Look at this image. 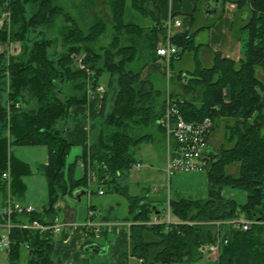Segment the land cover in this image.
I'll return each instance as SVG.
<instances>
[{"label":"trees","instance_id":"obj_1","mask_svg":"<svg viewBox=\"0 0 264 264\" xmlns=\"http://www.w3.org/2000/svg\"><path fill=\"white\" fill-rule=\"evenodd\" d=\"M107 1L113 34L108 45L95 49L91 41L104 32L101 22L93 21L84 32L54 0H0V11L9 13V23L3 22L0 28V40L20 42L15 56L0 54V90L6 94L5 99L0 98L1 210L8 196L23 194L21 177L29 172L10 151L13 145L46 146L47 162L39 171L49 187L42 211H12L8 264H54L52 237L45 238L37 229L17 225L33 220L51 223L57 202L90 184H96L91 194L99 188L115 192L126 184V173L136 162L132 148L151 138L148 128L163 131L157 119L166 110V97L159 98V91L141 75L159 58L156 47L165 38L155 0H131L135 9L149 16L151 21L144 25L124 19L126 0ZM226 3L234 4L238 10L249 8L247 19L238 29L239 60L215 54L210 66L197 61L182 81V94L168 95L172 108L186 121L211 118L212 131L219 119H233L229 137L234 141L218 150L207 145L202 154L207 161L203 168L207 195L196 199L175 193L169 207L177 222H153L155 212H159L155 202L159 200L145 193L129 194L124 185L132 221L131 252L146 264L194 263L204 257L203 247L209 244L219 246L213 264H264V82L256 75V68L264 67V0H219L206 15L211 22L221 16ZM197 9L201 11V4ZM189 15L194 21V12ZM58 16L65 21L60 37H46L37 31L38 25ZM199 30H178L171 37L178 58L187 50H197L195 36ZM79 59L89 72L75 65ZM181 73L177 74L179 80L183 79ZM101 83L105 90L94 136L73 161L66 163L71 147L64 135L68 119L73 116L82 122L79 111L70 113V109L84 105L88 89ZM197 94L202 97L200 103ZM87 159L91 161V176L85 167L83 175L76 178L78 162L85 163ZM234 163L238 164L237 173L227 172L226 166ZM7 168L9 191L2 178ZM224 187L243 189L246 202L225 199L221 195ZM92 207L89 205L90 210ZM246 221L250 224L244 229ZM25 244L29 246L27 252Z\"/></svg>","mask_w":264,"mask_h":264},{"label":"crops","instance_id":"obj_2","mask_svg":"<svg viewBox=\"0 0 264 264\" xmlns=\"http://www.w3.org/2000/svg\"><path fill=\"white\" fill-rule=\"evenodd\" d=\"M177 1L178 2H176V0H155V5L160 20L164 21L170 16L173 18L181 19L183 27L179 31L191 29L193 28V25H194L193 31L197 29L199 30L200 27L209 25L207 42L206 43L195 42L196 44H199L197 50L191 49L187 51L188 57L192 55V58L194 59L195 62V65L191 70H193L196 67L197 61H199V63L203 66H210L213 63L215 54H220V56L232 59L234 61L239 60L241 53H240V41H239L238 29L245 22L249 14L248 12L249 8L247 6L244 9L238 10L234 4L226 3L223 7V11L219 19L211 25L208 22V19L210 18H208L207 16H209L210 12L212 11H207V10L205 11V9L203 8V5H205L206 0H177ZM210 2L212 6L213 0H211ZM200 4H201V11L198 12L197 7H199ZM192 12H194V21L191 20V17L189 15ZM180 15H182V17ZM200 31L203 30L196 31L197 33L195 32L196 33L195 38L198 37ZM19 50H20L19 43L15 41L8 42V41L0 40V54L5 53L8 55H16L19 52ZM182 56L183 54L181 55V57ZM181 57L178 59L180 60ZM161 61H163V59L159 57L155 61V63ZM187 71L188 70L179 67L178 69H176V73L174 74L177 76L178 73L181 72L187 73ZM171 77L173 76L170 75V78ZM182 78L184 79V77ZM183 79L181 80L183 81ZM101 85L104 86V84L102 83ZM171 91H168L167 93L169 94ZM179 91L181 90L179 89L175 92H179ZM102 98H103V93L97 92L93 89H88L86 103L80 107L79 106L71 107L70 113H73L74 111H79L82 113L81 124H83L81 126L75 125L71 129L70 127H67V131L65 132V137L67 138L68 142L71 143V146L75 144H81V146L83 147L84 144L88 145L90 143L92 137L94 136V133L92 134L91 132L95 130L93 129L90 122L92 118L96 116L97 112L99 113V109L102 104ZM161 133H163V137L165 139V145L167 150L166 162L168 164L169 150L170 147L174 144V142L167 137V135L164 133V130L161 131ZM212 139L213 137H210L208 142V148L212 150H218L219 148L216 146L217 145L216 142L213 141ZM80 153L76 155H79ZM78 165L82 168V174H81L82 176L84 172V168L81 165V162H78ZM187 171H191V170H187ZM42 176L44 175L42 174ZM182 177L183 176H178V175L176 176L175 185H174L175 187L174 194L175 193L184 194L196 199H202L206 197L207 195L206 172L204 176H199V174H196L194 178L198 180V183H192V185L189 186L180 183ZM124 185H127L129 194H137V195L144 194V192H146L147 190L145 189L146 187L139 185L138 182L131 185L130 180L127 177L126 184H123L122 186L119 187V189H116L115 192H113L118 197H121V199L116 200L115 205L110 204L111 200H99L97 202V205H95V203L92 202L91 197L96 193L91 194V191L89 192L88 189L82 188L85 189V192H83V194L85 193L89 196L90 199L89 205H93L91 210L90 208H88L86 221L82 224L76 223L78 214L75 205L74 206L69 205L64 198L63 201L60 200L58 204H56L57 212L55 216L58 218V220H59L58 217L59 212L63 211L64 219L62 222L71 223V224L65 226L59 233L50 235L53 241L52 255H53L54 264H79L84 261H88L91 264H146L140 258L132 255L131 252L130 225L132 221L130 220V214L128 212V201L125 197L126 193H125ZM194 186L200 187L199 188L201 193L200 196L187 194V192H189L187 191L188 190L187 188H189L191 192V190H194L192 189V187ZM142 190L144 191L142 192ZM167 191L168 194L166 199L163 198V196H159L155 194L148 195L149 197H152L155 200H159L155 202V205L158 207L159 212L158 211L155 212L153 216V222L178 221V219L170 212L169 201L173 196L170 195L169 188H167ZM194 191H192V194H194ZM104 193L105 192H103L102 194H98V193L97 194L103 196ZM83 194L81 195V200ZM221 195L225 199L234 200L238 204H244L247 200L246 192L243 189L234 188V187H224L221 190ZM20 197L19 198L16 197L12 199L15 202L22 203ZM46 202L45 204L41 205L40 211H42L46 207ZM118 207L119 208L123 207L122 209L123 215H116L117 212L114 214V211L117 210ZM34 211H39V210H37V208H34ZM90 211L93 214L92 216L89 215ZM67 212H69L68 215ZM164 214H168V216L172 215L173 218L172 219L168 218V220L166 221L164 220L163 217ZM69 215L73 217L72 221L68 219ZM88 222H90L89 224L91 225L98 224L100 226V231L97 236L92 234L91 225L86 226ZM222 224L223 226H225L226 222ZM3 230H4V220L2 218L1 193H0V233H2ZM88 243H96L100 247H104L106 249V252L103 254L93 253L91 251L85 252L84 246L87 245ZM0 264H8V253L4 249L2 250L0 249ZM153 264H167V263L157 262Z\"/></svg>","mask_w":264,"mask_h":264},{"label":"rangeland","instance_id":"obj_3","mask_svg":"<svg viewBox=\"0 0 264 264\" xmlns=\"http://www.w3.org/2000/svg\"><path fill=\"white\" fill-rule=\"evenodd\" d=\"M176 2H178L176 0ZM54 3L60 5L64 11L71 16L74 20V24L78 27H81L84 32H86L87 26L92 23L93 21H99L105 25V30L103 33L100 34L99 37H96L93 42L95 49L100 48L101 46H106L111 40V35L113 34V20H112V13L108 6L107 0H54ZM149 5L148 8H150ZM199 15V14H198ZM182 17V15H180ZM189 16V15H188ZM124 19L125 20H133L139 24H147L151 20L149 16L142 15L137 9L132 6L131 0H126L125 8H124ZM219 19V18H218ZM218 19L211 22V19H208V22L212 25ZM181 20V19H180ZM163 21V20H161ZM3 22L9 23V13L1 12L0 11V28ZM197 23V21H196ZM195 24V23H194ZM65 21L63 16L55 17L53 20H48L47 22L38 25L39 33H43L46 37H60L61 33L64 32ZM235 27V26H234ZM37 28V27H36ZM208 28L203 29L200 31L197 38H195V42H203L206 43L208 39ZM193 28L190 31H193ZM36 30H33L35 32ZM38 33V32H37ZM37 36V34H36ZM34 37V36H33ZM20 44L19 41L13 40ZM20 51V50H19ZM188 51V50H187ZM187 51L183 53L181 59H174L172 62L167 64L164 61L155 63L152 62L142 71V77L147 78L151 81L152 86L154 89L159 91L160 95L159 98L163 99L167 96V92L171 91V94L179 93L182 94L181 91L175 92L177 90H181L182 80H179L178 77L174 74L176 73V69L179 67L185 70H191L194 65V59L192 55L188 57ZM19 53V52H18ZM17 53V54H18ZM187 55V56H186ZM15 56V55H13ZM76 66H79V62L75 63ZM134 63L132 64V67ZM170 75L173 77L170 78ZM256 75L264 82V67H257L256 68ZM186 73V78H187ZM185 78V79H186ZM185 79L183 81H185ZM169 93V94H170ZM6 94L0 90V98L5 99ZM189 97L190 95H185ZM198 103L202 99L200 94H197ZM109 102V101H108ZM109 109V104L106 105L105 112ZM78 118L82 117V113L78 112ZM97 117V118H96ZM98 112L94 118H92L90 124L92 125L93 129L96 124V119H98ZM234 120L230 118H222L216 122L215 129L211 132L210 137H213V141L216 142V146L218 148L221 147H228L234 141V137L230 139V127L234 126ZM75 125H83L81 121L76 119L75 117L71 116L68 119L67 127L73 128ZM163 129V128H162ZM148 132L151 133V138L141 142L135 148H132V153L136 158V161L141 163V168L136 169L135 166H132L127 171V177L130 180V184H135L136 182L139 185L146 187L147 195H159L163 196L166 199L168 191L167 188L170 189V195L174 196L175 192V179L176 176H183L181 178L180 183L186 186L192 185V183H198V180L194 178L196 174L199 176H204L205 170L204 169H196L191 171H176L167 173V150L165 145V139L163 137V133L156 127H150L147 129ZM95 131H92L93 134ZM165 133V132H164ZM65 135V133H64ZM170 140H172L170 138ZM81 144L72 145L70 148L69 153L66 156V163L73 161L76 154L80 153L81 151ZM217 148V149H218ZM10 151L13 153L14 157L23 162L27 167L29 172L21 177L22 182L24 184V192L20 197L19 204L23 205L24 207H32L37 208V210H41V205L45 204L48 197L49 187L48 182L45 176H42L41 172L39 171L40 167L47 162V148L44 145H13L10 147ZM238 164L234 163L232 165L226 166V171L231 172L233 174L237 173ZM9 171V168H7ZM76 177H80L82 174V168L77 165L75 171ZM139 180V181H137ZM200 184V181H199ZM200 187H192L191 190L187 188L189 192L188 195L200 196ZM88 191L96 190V184H90L88 186ZM144 190H142L143 192ZM194 191V194H192ZM16 198V197H15ZM19 198V197H18ZM69 205H75L77 211V224H82L86 221L88 208H89V196L87 194H83L81 201H76L71 195H65L60 200L63 201L64 199ZM121 199L115 193L107 191L105 189V193L103 196L92 195L91 200L95 205L99 200H111L112 205L116 204V200ZM59 200V201H60ZM18 201V199H17ZM58 201V202H59ZM57 202V204H58ZM123 207H118L117 210L114 211V214L117 212L116 215H123L122 211ZM162 209V207H161ZM112 214V212H111ZM59 221L62 222L64 219L63 211L59 212ZM164 220H168V218L172 219V215L168 216V214H164ZM204 257L196 261L194 263L188 264H213L214 260L216 259V254H209L208 252L204 251ZM175 264H187V263H175Z\"/></svg>","mask_w":264,"mask_h":264},{"label":"built area","instance_id":"obj_4","mask_svg":"<svg viewBox=\"0 0 264 264\" xmlns=\"http://www.w3.org/2000/svg\"><path fill=\"white\" fill-rule=\"evenodd\" d=\"M163 27L165 28V38L163 42H159L156 47V54L163 59L164 62L170 65V62L174 59H178V49L172 43L171 37L180 29H182V21L178 18L168 17L163 21ZM79 67L85 68L84 64L81 63L79 59ZM87 71L88 69L85 68ZM89 72V71H88ZM182 77L186 76L185 72L181 73ZM93 90L103 93L104 86L98 85ZM166 110L157 119V124L160 125L168 138H171L174 144L170 147L169 150V159L167 164V173H173L175 171H187V170H196L203 169L207 165L206 159L203 158L202 154L206 149L210 135L212 132V127L214 122L211 118L206 117L198 122L186 121L178 110L172 108L170 96H166ZM90 160L81 162L83 168L86 167L88 177L91 176L92 166ZM103 168H106L104 163L101 164ZM132 166H135L136 169L141 168V163L136 161ZM2 178L7 182V188L9 189L10 176L9 171L2 173ZM98 194L103 193V189L99 188L97 191ZM12 211L17 212H27L30 213L34 211L32 207H24L18 202L13 201V199L8 196L6 200V205L2 207V218L4 220V230L0 233V249L6 251L9 250L10 240L8 237L10 229L14 226V223L10 220V215ZM89 215L92 216V212H89ZM90 222H88V225ZM71 223L60 222L55 216L52 219V222L49 224H42L38 220H33L29 223H19L17 226L26 229H37L44 234L45 238L50 237L51 234L59 233L65 226ZM250 222H243V228H248ZM92 234L97 236L100 231V226L98 224H92ZM29 249L28 244L24 245V252H27ZM219 246L218 244H209L203 247V250L209 254H218Z\"/></svg>","mask_w":264,"mask_h":264},{"label":"water","instance_id":"obj_5","mask_svg":"<svg viewBox=\"0 0 264 264\" xmlns=\"http://www.w3.org/2000/svg\"><path fill=\"white\" fill-rule=\"evenodd\" d=\"M211 0H206L205 5H203V8L205 9V11H210L211 10ZM219 2V0H213V3L215 2ZM210 2V3H209ZM212 3V4H213ZM206 7V8H205ZM213 10V8H212ZM83 192H85V189H77L75 191L72 192V196L77 200V201H81V195L83 194ZM69 212H67L68 215ZM69 220H73V217L69 215L68 217ZM84 251L88 252L91 251L93 253H98V254H103L106 252V249L104 247H100L98 244L96 243H88L87 245L84 246Z\"/></svg>","mask_w":264,"mask_h":264}]
</instances>
